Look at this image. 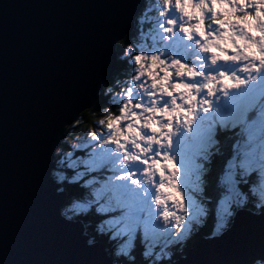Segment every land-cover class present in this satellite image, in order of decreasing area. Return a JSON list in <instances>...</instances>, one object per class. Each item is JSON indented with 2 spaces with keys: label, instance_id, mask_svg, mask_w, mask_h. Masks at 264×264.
<instances>
[{
  "label": "water",
  "instance_id": "obj_1",
  "mask_svg": "<svg viewBox=\"0 0 264 264\" xmlns=\"http://www.w3.org/2000/svg\"><path fill=\"white\" fill-rule=\"evenodd\" d=\"M146 1L0 0V264H111L102 244L86 246L81 225L59 216L68 194L48 173L67 127L120 67L115 41L134 31ZM262 223L238 209L227 232L202 235L179 264H203L244 230L256 243Z\"/></svg>",
  "mask_w": 264,
  "mask_h": 264
},
{
  "label": "clouds",
  "instance_id": "obj_2",
  "mask_svg": "<svg viewBox=\"0 0 264 264\" xmlns=\"http://www.w3.org/2000/svg\"><path fill=\"white\" fill-rule=\"evenodd\" d=\"M154 10L156 21H163L160 27L165 32L174 35L179 31L191 41L189 47L197 52L193 60L199 63L165 57L163 50L140 49L137 52L131 43L122 49L115 41L116 59L124 61L128 58L131 73L126 78L113 74L97 89L98 97L108 99L100 109L97 127L90 129L85 139L93 148L110 147L120 156L125 151L124 144L130 142L132 136L137 141L144 140L147 149L153 147L149 142L152 137L139 135L143 127L157 133L156 139L162 141L156 144V153L161 150L170 152L175 160L165 159L164 167L157 163L155 173L150 171L139 177L145 191L156 184L162 187L155 188V194L149 197L150 208L145 210L141 222L134 230L125 231L127 240L124 243H119L114 234L109 235L110 230L104 226V221L83 219L93 211L92 204L75 203L72 205L73 215L68 214L67 203L58 210L65 221L81 225L80 235L85 238L86 246L92 247L100 238L107 237L104 252L111 258V264H137L134 254L137 252V233L143 237L140 264H179L186 255L188 241L203 224L201 217L207 215L206 212L197 215L192 209L191 195L188 194L191 183L185 181L181 158L168 143L169 132L175 136L181 129L187 131L189 124L195 131V126L202 122L208 125L219 123L217 109L226 99L238 109L255 111L264 117V0H157ZM139 14L134 17L135 22ZM169 20L174 23L169 24ZM218 62H230L231 70L208 71ZM197 77L202 79L197 80ZM132 124L136 127H130ZM256 140L254 168L261 169L264 165V149H261L264 137L258 134ZM73 147L79 148L80 145L73 144ZM52 159L56 166L48 175L55 184L61 185L56 188L57 193L63 192L64 174L60 166L64 164V153L59 145L52 151ZM231 159L235 161V155ZM77 160L83 162L80 157ZM123 160L121 156L116 162L121 164ZM239 163L236 161L237 166ZM240 178L247 182V175L241 173ZM236 209L262 216L264 196L245 199ZM95 213L103 215L99 207ZM229 215L234 218L235 210ZM215 217V226L205 237L207 239L214 238L213 233L216 237L222 236L232 227L233 221L230 224L228 219L221 220L217 211ZM159 236L165 238V243L157 251ZM236 264H264L259 241Z\"/></svg>",
  "mask_w": 264,
  "mask_h": 264
},
{
  "label": "snow or ice",
  "instance_id": "obj_3",
  "mask_svg": "<svg viewBox=\"0 0 264 264\" xmlns=\"http://www.w3.org/2000/svg\"><path fill=\"white\" fill-rule=\"evenodd\" d=\"M168 23L173 24L174 21L169 20ZM216 119L219 123L214 122L208 125L202 122L199 126H195V131H193V125H188L187 135L183 136V142H194L196 149L190 154L181 153L180 158L185 181L191 183L189 189H194L191 195L192 209L195 214L202 215L205 212L202 207L203 202L198 204L197 201L200 198L195 194L203 191L201 184L205 181L201 177L208 170L207 164L210 162L213 150H218L219 137L240 128L247 140L239 147V154L235 155V161L229 159L225 170L219 177V184L224 191L216 205L220 219H228L232 224L233 218L229 215L233 210L232 206L236 207L245 199H250L249 193L243 192L238 186L237 177H240L241 173L247 175L252 182L250 192L256 194L259 189L260 195L264 196V165L261 169L254 168L256 163L254 142L258 134L264 137V117L258 116L255 111L247 112L244 109H238L226 99L218 107ZM130 127H136V125L132 124ZM182 130L184 129L178 133H182ZM178 133L175 136L171 132L168 133L169 145H173L174 137L179 141ZM139 135L144 138L152 137L149 142L153 144V147L147 149L145 141H137L135 136L131 137L130 142L124 144L125 151L120 156L113 153L110 147L101 146L90 152L83 162L69 158L66 170L70 171L68 175L62 177L63 182L69 178L73 181L72 184L66 185L67 187H75L78 190L70 195L67 203L71 205L77 202L92 204L94 213L97 207L101 208L103 215H100V220L104 221V226L110 230L109 235L114 234L117 239L124 236L125 231L134 230L141 222L145 210L150 208V190H144L139 177L148 175L150 171L155 173L157 163L164 167L165 159L175 160L170 152L161 150L159 154L156 153V144L162 143L161 140L156 139L157 133L141 127ZM137 143L139 147H136ZM261 149H264V144L261 145ZM121 156L124 160L121 164H117L116 161ZM236 161L240 162L238 166ZM137 164L143 167L134 171L133 168ZM234 168L237 170L234 171ZM179 171L180 169H177V172ZM160 187L162 185H155L156 189ZM187 201L188 196L186 195L185 203ZM67 212H74V208H68ZM256 230L259 233L261 252L264 254V223ZM252 234V230H244L235 243L225 246L223 252L215 250L209 252L203 264H236V261L253 247L254 243L250 242ZM213 235L216 237L215 233ZM225 253L227 259L224 258Z\"/></svg>",
  "mask_w": 264,
  "mask_h": 264
},
{
  "label": "trees",
  "instance_id": "obj_4",
  "mask_svg": "<svg viewBox=\"0 0 264 264\" xmlns=\"http://www.w3.org/2000/svg\"><path fill=\"white\" fill-rule=\"evenodd\" d=\"M147 4H145L141 10V13L139 15V18L136 21L135 29L134 31L126 36L123 40H121L118 43V46L121 47L122 49L127 46L129 43L132 44V38L136 35L139 19L141 17V14L145 12ZM121 49V51H122ZM130 63L129 59L126 58L124 61L120 62V67L115 70V73L119 77H124L126 73L130 70L129 68ZM107 97H99L97 100V103L91 107L90 109L82 112L79 116V118L71 124L70 126L67 127V135L66 138H64L62 145L60 146L62 149V152L65 153L69 150L74 152L73 148L69 144V140L74 137V134L76 135H83L86 133L87 129L92 128L93 126L97 124V120L100 118V109L101 107L107 102ZM113 106V105H112ZM240 128L235 129L229 134L221 135L219 137L220 143L218 145V150H213V153L210 157V162L207 164L208 170L203 173L201 179L205 181V183L201 184V187L203 191L201 192V199L204 201L209 206L208 212H207V217L205 216V221H204V227H200L199 231L191 237V239L188 241V246L185 249V252L188 250L190 246H192L195 241L201 236V235H208L211 233L213 230V227L215 226L216 222V217H215V211H216V205L218 203V200L220 196L223 193V188L219 184V177L222 175L223 171L226 168V164L229 159H231L234 156V153L236 152V147L237 145L240 144V138L238 136V133L240 132ZM75 157L78 155L84 156L85 153L82 150H75L74 154ZM62 170L64 171L65 175H68V171L66 170V165L67 163L64 161ZM253 175V174H252ZM251 183L250 179L248 181ZM73 181L69 178V180L63 182V188L65 189L64 191L67 192L68 198L67 202L69 200L70 195L76 193L78 190L75 187H67L66 185L72 184ZM81 185H82V180H81ZM249 183L244 185V192L250 193L249 191ZM254 196V195H253ZM255 197V196H254ZM255 199V198H252ZM66 202V203H67ZM72 205L67 203V209L71 208ZM69 215H73L74 212H69ZM100 215L92 212H89L87 216H84L83 219H92L93 221H99L100 220ZM106 237H102L99 239V242L104 245V241L106 240ZM135 242L137 245V252L134 253L137 256V261L141 260L140 257V251L142 250L140 248L142 238H141V233L136 236ZM163 246V244H158L156 250L159 251V248Z\"/></svg>",
  "mask_w": 264,
  "mask_h": 264
},
{
  "label": "rangeland",
  "instance_id": "obj_5",
  "mask_svg": "<svg viewBox=\"0 0 264 264\" xmlns=\"http://www.w3.org/2000/svg\"><path fill=\"white\" fill-rule=\"evenodd\" d=\"M157 3V0H148L147 1V8L145 10V12H143L141 14V17L139 19V23H138V27H137V31H136V35L132 38V45L134 46V49L137 50V52L140 49H149L150 51H154V52H160L161 50H163V55L165 57L167 56H172L176 59H179L181 62H191V63H199L195 60H193V56L197 54V52L189 47V45L191 44V41L187 40L186 37L183 35V33L177 31L175 32L174 35L169 34L167 32H165L161 27H160V23H162L163 21H156V13L154 10V5ZM228 63L225 62H218L217 65L213 66L212 69H208V71H218L220 68H224V69H229L231 70V67L227 68ZM231 65V64H230ZM131 64L129 66L130 70L126 73V75L123 78H126L127 75H129L131 73ZM215 67V68H214ZM216 67H219L216 68ZM218 69V70H217ZM207 74V72H206ZM143 79V78H142ZM197 80L202 79V77H197ZM167 99V98H166ZM113 107H117V105H113ZM98 121V120H97ZM96 121V122H97ZM97 127V124L93 126V129H95ZM92 129V128H90ZM87 129L86 133L83 135H76L74 134V137H72L69 140V144L71 145V147L73 148L74 152L75 150H82L84 151V153H86V155L84 156H80L78 155L77 157H80L81 159H84L88 156V154L92 151H94L96 148H93L91 144L88 145V140L85 139V136L87 134V132L90 130ZM179 137V141H177V138L174 137V143H173V147L176 150V153L180 154H190V152L192 153L195 149H196V144L194 142H188V143H184L183 142V136L187 135V131L186 130H182V133H178L177 134ZM239 135L241 136V142L239 145H237V149L236 152L234 153V155H238L239 154V147L241 145H243L244 141L246 140V136L240 131ZM255 144H258V140H256L254 142ZM73 144H79L80 147L79 148H74ZM184 144V145H182ZM74 152H72L71 150L67 151L64 155V161L66 163L69 162V158H71V160L73 161H77V157H75L73 154ZM69 153L71 155H69ZM177 163L178 165L180 164V160L177 159ZM64 165L60 166L61 171L63 172V174L65 175L64 171L62 170ZM143 165H139L137 164L136 167L133 168L134 171H136L138 168H142ZM181 171L183 172V167H181ZM138 174H141L138 172ZM252 175V174H250ZM238 181H239V188L244 192V185L249 183V177H247V182H244L243 180H241L240 177H237ZM193 180H195V178H193ZM250 189L252 187V182L250 183ZM202 188V187H201ZM223 188V187H222ZM224 191V189H223ZM259 189H257V193L258 197L260 196V193L258 192ZM194 189H188V194L193 195ZM149 194H151L150 196H153L155 194V185H152ZM196 195L199 196V198L201 197V192H197L195 193ZM202 203V207L204 208L205 212H208L209 206L204 203V201L200 198V200L197 201V203ZM233 210H237L236 207L233 205L232 206ZM191 211V209H190ZM204 216L201 217V219H203ZM207 217V215H206ZM201 227H204V223L202 224ZM142 235V234H141ZM143 238V237H142ZM164 237L162 238L161 236L158 237V241H163ZM119 240V243H124L125 240H127V236L124 235L121 238L117 239ZM165 242V239L164 241Z\"/></svg>",
  "mask_w": 264,
  "mask_h": 264
},
{
  "label": "bare ground",
  "instance_id": "obj_6",
  "mask_svg": "<svg viewBox=\"0 0 264 264\" xmlns=\"http://www.w3.org/2000/svg\"><path fill=\"white\" fill-rule=\"evenodd\" d=\"M214 68H215V67H214ZM216 68H218V69H219V67H216ZM211 69H212V68H211ZM218 69H217V70H218ZM149 195H151V194H149ZM118 239H119V238H118ZM118 241H119V240H118Z\"/></svg>",
  "mask_w": 264,
  "mask_h": 264
}]
</instances>
